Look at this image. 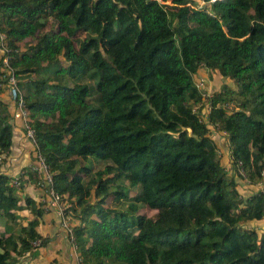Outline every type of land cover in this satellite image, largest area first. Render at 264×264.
<instances>
[{"label":"trees","instance_id":"1","mask_svg":"<svg viewBox=\"0 0 264 264\" xmlns=\"http://www.w3.org/2000/svg\"><path fill=\"white\" fill-rule=\"evenodd\" d=\"M166 1L0 0V264L47 242L37 175L25 166L14 189L1 167L15 107L5 67L81 264H264V195H242L212 135L255 185L264 0ZM203 71L224 80L208 112L193 80Z\"/></svg>","mask_w":264,"mask_h":264},{"label":"crops","instance_id":"2","mask_svg":"<svg viewBox=\"0 0 264 264\" xmlns=\"http://www.w3.org/2000/svg\"><path fill=\"white\" fill-rule=\"evenodd\" d=\"M212 135L216 144V152L218 153V157H220L222 166L228 174H232L233 168L230 164V156L227 143L224 139V134L220 131H215L212 133ZM31 154L32 147L24 136L21 118L19 116L12 115V143L8 152L7 161L1 164L3 171L11 174L10 177L16 176L25 166L30 164L33 159ZM235 181L237 182L239 189L242 188L240 189V192L243 196H247L253 190L257 191L260 188L264 189V177L262 178L260 184L257 183L255 185H251L245 181L239 180L238 177L235 178ZM40 194L41 193L38 192V195ZM37 197V195H34L35 200ZM40 202L41 206L44 207L41 199ZM44 213L45 214H43L39 220L37 230L43 237L46 238L47 242L43 244V246L38 247V252L35 257H29L20 263L41 264L42 261H40V254L45 251L43 248H47V251H49L50 248L53 250L50 253L51 256H55L56 254L57 256H60V259H57V262L56 260H51V262L54 261L56 264H74L73 254L70 250L67 239L58 237L59 235H63V231L58 225L56 216L50 210ZM51 262L49 264H51Z\"/></svg>","mask_w":264,"mask_h":264},{"label":"built area","instance_id":"3","mask_svg":"<svg viewBox=\"0 0 264 264\" xmlns=\"http://www.w3.org/2000/svg\"><path fill=\"white\" fill-rule=\"evenodd\" d=\"M213 1V0H211ZM3 41H4V36L2 34H0V49L4 52L6 51L4 46H3ZM6 60L7 58L3 59V64L6 66ZM6 71H7V78H6V86H7V95L8 98L14 102L15 107H16V112H18V116L21 118L22 121V127H23V133L25 138L29 141V143H31V147H32V162L31 164H29L30 170L34 171V173L37 175V186L39 188H43L44 189V198L42 199V203L44 204V208L43 211L47 212L49 211L51 208L53 212V214L56 216L59 224H60V228L63 231V233L65 234V237L67 238V241L69 243V247L71 249V252L73 254V259H74V264H81L80 263V259L75 251V247L73 245V243H71L72 240V234L69 233L70 232V221H69V215L67 213H65V209L67 207V204H65L64 202L61 201L59 195L53 190V188L51 187V174L48 171V168L46 166V164L44 163L43 158L36 152L35 148H34V144H33V130L31 129V127L27 124L28 118H27V113L25 112V110L23 109V103L22 100L20 98V94L18 91V88L16 86V80L11 72V70L7 67ZM195 87L199 90L200 92V98H201V104H203L204 102H208V98L210 97L211 93L206 92L203 87H202V81H198V82H194ZM204 101V102H202ZM205 106H203L206 110V112H208L209 110V106L207 103H204ZM195 109V108H194ZM203 118L201 117V120ZM209 127H212V125H208ZM223 133V132H222ZM224 134V133H223ZM217 153V152H216ZM218 155V153H217ZM234 170V174L236 177H238L239 179H241L242 181L244 180L246 183L247 180L245 179V172L244 169L241 165L240 162H237L234 164L233 167ZM23 174V171L19 172L16 176H13L10 178L9 180V185L14 188V189H18L19 187V183H20V175ZM261 174V179L257 182L258 184L261 183L262 178L264 177V169H261L260 171ZM256 183V184H257ZM259 191L262 192V194L264 195V189L260 188ZM37 244V242L35 243V245Z\"/></svg>","mask_w":264,"mask_h":264},{"label":"rangeland","instance_id":"4","mask_svg":"<svg viewBox=\"0 0 264 264\" xmlns=\"http://www.w3.org/2000/svg\"><path fill=\"white\" fill-rule=\"evenodd\" d=\"M169 3V1L167 0L166 1V4H168ZM169 5V4H168ZM193 80L195 81V82H198V81H202V87H203V89L206 91V92H208V93H211L213 90H217V89H219L220 88V86H221V84L223 83V81L224 80H222L221 78H219V77H216V76H212V77H208L207 76V74L205 73V71H203V72H199V73H197L196 75H194V77H193ZM10 100V99H9ZM202 102H204V101H202ZM204 103H207V102H204ZM200 105V103L198 104V105H196V106H194V108L196 109V108H198V106ZM12 109H13V111H12V115L13 116H18V112H16V107H13L12 106ZM209 127V126H208ZM209 129L212 131H214V128L213 127H209ZM31 144V143H30ZM31 157H32V155H31ZM235 177V176H234ZM236 178V177H235ZM236 180H238V179H236ZM240 189H242V188H240ZM28 192H29V190H28ZM50 210H52V208L50 209ZM143 214H147L148 215V217H150V218H154L155 216H156V213L155 212H153V211H151V210H149V209H147V208H145V209H143ZM264 219V218H263ZM262 219V220H263ZM57 220V219H56ZM261 220V221H262ZM54 221V220H53ZM57 222H58V220H57ZM261 223H263V222H261ZM70 224H71V221H70ZM58 225H59V227H60V224H59V222H58ZM251 226H257L258 228H261V226H262V224H260V223H254V224H252ZM59 238L60 237H62V238H65V239H67L66 237H65V234L63 233V235H59L58 236ZM63 240V239H62ZM43 249H45V251L43 252V253H41L40 254V261H42V263L41 264H49L50 262H51V260H56V262H57V259H60V256L58 255L57 256V254L55 255V256H51L50 255V253L53 251L52 249H50L49 248V251H47V248H43ZM71 250V249H70ZM44 262H46V263H44ZM55 262V263H56Z\"/></svg>","mask_w":264,"mask_h":264}]
</instances>
